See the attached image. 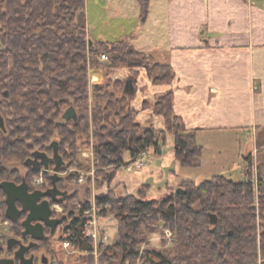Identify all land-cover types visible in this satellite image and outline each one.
Returning a JSON list of instances; mask_svg holds the SVG:
<instances>
[{"label": "trees", "instance_id": "1", "mask_svg": "<svg viewBox=\"0 0 264 264\" xmlns=\"http://www.w3.org/2000/svg\"><path fill=\"white\" fill-rule=\"evenodd\" d=\"M151 1L137 0L143 23ZM86 13L87 0H0V109L7 116L6 130L0 128V220L9 222L20 237L27 213L17 223L7 218L1 184L26 180L35 190L34 178L44 167L26 162L36 151L52 157L51 144L57 135L61 140L54 141L66 163V144L73 141L70 148L76 155L74 136L90 135L93 127L100 138L96 159L99 167L108 169L103 173L108 182L143 153L151 149L162 153L168 134L174 137L175 158L182 167L201 165L204 147L198 143L197 130L187 128L175 112L173 90L158 94L155 102H143L163 118L165 128L143 125L134 118L139 70L144 68L153 84H162L175 79L173 67L129 41L93 40ZM103 54L108 56L106 64L96 60ZM119 69H128V74L113 77ZM96 72L103 79L93 84L91 107L90 75ZM70 107L77 118L66 121L63 116ZM257 153L256 175L255 158L250 155L245 159L244 181L223 175L199 184L186 180L183 195L176 191L160 199L119 196L113 188L98 195L95 203L101 215L113 214L118 222L114 242L99 245L100 264H264V144H258ZM12 160L20 161L26 173L8 169L4 163ZM54 166L51 162L50 169ZM47 180V186H53L52 176ZM70 214L63 239L93 260L94 241L85 234L88 217L83 211L80 216ZM66 220L62 218V224ZM166 230L173 235L170 248ZM46 234L41 243L54 235L50 230ZM154 234L163 236L161 249L150 244ZM4 251L5 236L0 234V255ZM16 264H21L17 258Z\"/></svg>", "mask_w": 264, "mask_h": 264}, {"label": "crops", "instance_id": "2", "mask_svg": "<svg viewBox=\"0 0 264 264\" xmlns=\"http://www.w3.org/2000/svg\"><path fill=\"white\" fill-rule=\"evenodd\" d=\"M110 1L118 5V12L131 5L127 16L133 20L131 26L116 39L99 35L93 40L129 41L170 64L176 73L171 83L153 84L147 73L140 72L132 104L140 118L164 127L162 117L141 104L171 89L175 112L187 128L197 130L202 146L200 139L210 133H246L254 139L253 150L243 157L255 158L256 175L258 144H264V0H152L144 23L137 0ZM127 74L128 69H119L115 75ZM146 160L133 172H118L119 189L134 192L152 177L165 181L164 169L178 163L174 151L157 158L149 155Z\"/></svg>", "mask_w": 264, "mask_h": 264}, {"label": "rangeland", "instance_id": "3", "mask_svg": "<svg viewBox=\"0 0 264 264\" xmlns=\"http://www.w3.org/2000/svg\"><path fill=\"white\" fill-rule=\"evenodd\" d=\"M118 5L114 1L110 0H87V23L89 29V35L92 39H98L99 35L108 36L110 40L116 39L119 35L123 34L133 20L128 19L131 16L132 8L131 5L127 6V9L117 10ZM120 14V15H119ZM118 15V17H115ZM101 56L96 57V60L100 64H106V62L101 61ZM147 73V71L142 68L139 72ZM113 77L117 78V75ZM121 77V76H120ZM103 77L99 72L93 73L90 75V106L94 105V94L93 84L102 81ZM139 80V79H138ZM139 83V81H138ZM139 87V85H138ZM117 90V88H116ZM115 91V89H114ZM119 89L116 91L118 92ZM148 100L150 103L155 102L154 100ZM133 104V103H132ZM132 108L135 110V106L132 105ZM141 108H145V105L142 103ZM148 109V107H146ZM151 109V108H150ZM153 112V109H151ZM154 113V112H153ZM0 114L5 120V125H7V116L0 109ZM156 115V114H155ZM159 116V115H158ZM161 117V116H160ZM136 121L142 123L143 125H152L155 127L151 121H143L144 119L140 118L139 114H134ZM163 119V118H162ZM164 122V120H163ZM164 127L158 129L165 128ZM60 136H55L54 140L60 142ZM204 139L200 141L204 144L205 148L203 149V154L201 157V165L198 167H182L179 162L175 163L169 168L164 169L165 181L158 180V172H155L157 178H151L148 183L140 184L135 190L128 191L125 187H121V183L117 180V177L112 182L105 180L103 175L108 170L107 168L99 167V164L95 155V147L98 146L99 140L94 135V129L91 127L90 135L77 134L74 136L75 144L77 146V153L74 155L72 153L71 143L69 141L66 144V154L65 160L66 163L63 167V170L59 173L60 186L59 189L62 191H67L69 193V198L62 203L54 204L53 210H56L57 217L67 218L66 222L62 226H58L57 231L54 235L50 236L45 243H39L38 247L35 248L32 253L28 254L31 256L35 255L36 258L41 259L46 257L49 260V264H90L89 260L93 261V264H100V249L99 245L101 243L111 244L117 237L118 234V222L113 214H108L106 216L101 215L100 208L97 207L95 199L98 195L108 192L111 188L116 189L115 193L117 195H127L135 194L137 196H145L149 199H160L166 195L176 192L179 188L182 187V181L184 177L195 181L197 184L212 179L215 175H223L227 178L233 179L234 181H244L247 179L245 175L246 162L244 160L243 154L248 153L249 150H253L254 139L249 138L246 133H210L203 136ZM105 139V137L103 138ZM54 140H52L54 142ZM52 142V143H53ZM203 146V147H204ZM174 151V137L171 134H168L166 140L162 144V153L158 152L155 149L149 150L143 161V165L136 164L140 158L137 159L131 165L125 166L121 169H124L128 172H133L138 167H143L146 164V159L150 155L151 157H160L161 155L169 156L173 154ZM5 166L12 170L18 169L23 174L26 173V169L20 163V161L12 160L11 162H5ZM53 167L47 172L48 175H45L44 169L40 176L34 178L35 189H49L47 184V176H53L54 171ZM176 172V175L172 176V173ZM153 174V173H152ZM175 179L178 184L174 185L173 182ZM172 180V181H170ZM182 181V182H181ZM44 185V188L42 186ZM50 185V184H49ZM162 186V189L159 187ZM88 206V207H87ZM75 212L74 215L80 216V211H83L84 215L88 217L87 221L90 218L94 220V224H90L86 227L87 233L90 231L93 232V235L88 236L93 239L95 250L92 254L93 260L90 259V254L80 251L77 247L70 244L66 246L68 240L63 239L66 237L64 231L66 225L71 221L70 212ZM0 234L5 236V251L3 255H0V258H14V252L8 254L7 241L10 238H21L16 235V231L10 225L9 222H4L0 220ZM162 238L161 234H154L150 238V244L153 247L162 248ZM165 239L168 241L166 247L170 248L171 241L173 240V235L170 230L165 231Z\"/></svg>", "mask_w": 264, "mask_h": 264}, {"label": "water", "instance_id": "4", "mask_svg": "<svg viewBox=\"0 0 264 264\" xmlns=\"http://www.w3.org/2000/svg\"><path fill=\"white\" fill-rule=\"evenodd\" d=\"M64 119L69 121L77 118V113L74 107H70L64 114ZM0 128L6 130L5 120L0 114ZM54 149L53 156H49L45 152L36 151L33 156L26 162L28 166L35 168L44 167L45 170L50 169L51 162L55 163L54 175L52 176L53 187L47 190L37 189L30 191L29 184L26 180L18 184L13 181H4L1 184V188L6 193V216L7 218L17 223L23 213H27L25 219L22 220L24 227L22 237L10 238L7 241L8 250H14L15 247H19L15 250V258H0V264H16V258L21 264H34L35 255L27 256V253L36 248L41 241L47 239L45 233V227L51 228V233L55 234L62 220L59 218H53V204L62 203L67 200L69 193L62 191L58 188L57 182L59 181V173L65 162L59 152V143L54 141L51 144ZM177 193L183 195L185 193L183 188H179ZM61 197V198H59ZM20 204V206L18 205ZM213 220H216L215 216H212ZM28 236L32 238V241L28 245L23 244V240Z\"/></svg>", "mask_w": 264, "mask_h": 264}, {"label": "flooded vegetation", "instance_id": "5", "mask_svg": "<svg viewBox=\"0 0 264 264\" xmlns=\"http://www.w3.org/2000/svg\"><path fill=\"white\" fill-rule=\"evenodd\" d=\"M54 168H55V166H54ZM44 171H46V172H48L49 170H45L44 169ZM53 171H54V169H53ZM58 183V182H57ZM51 187H53V186H50V187H48V188H51ZM35 190H37V189H35ZM43 190V189H42ZM47 190V189H46ZM61 190V189H60ZM31 191V190H30ZM34 191V190H33ZM59 198H61V197H59ZM68 199V198H67ZM54 205V204H53ZM53 205H52V207H53ZM53 218H59V219H61L62 220V218L61 217H57V215H56V210H54V213H53ZM61 224H62V222H61ZM59 226H61V225H59ZM47 230H50L51 231V228L50 227H48V226H46L45 227V233L47 232ZM22 237V236H21ZM30 237V236H29ZM32 241V238L30 237V239H28V237L26 238V239H24L22 242H23V244L24 245H28V244H30V242ZM38 247V246H37ZM36 247V248H37ZM19 247L17 246V247H15V250H17ZM35 249V248H34ZM33 249V250H34ZM33 250H31L30 252H28L27 253V256H28V254H30V253H32V251ZM15 255V254H14ZM50 262H49V260L46 258V257H42L41 259H38V258H36L35 257V263L34 264H49Z\"/></svg>", "mask_w": 264, "mask_h": 264}, {"label": "built area", "instance_id": "6", "mask_svg": "<svg viewBox=\"0 0 264 264\" xmlns=\"http://www.w3.org/2000/svg\"><path fill=\"white\" fill-rule=\"evenodd\" d=\"M100 59L103 62H107L108 61V56L106 54H103V55H101ZM146 155H147V153H143L142 156H141V159H139L136 164L143 165V161L145 160ZM94 223L95 222H94L93 218L92 219L90 218V220L87 221L86 227H88L90 224L92 225ZM85 234H86V236H91V235H93V232L90 231L89 233H87V231H86ZM65 244H66L67 247L70 246V242L69 241H67Z\"/></svg>", "mask_w": 264, "mask_h": 264}]
</instances>
